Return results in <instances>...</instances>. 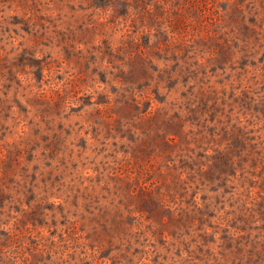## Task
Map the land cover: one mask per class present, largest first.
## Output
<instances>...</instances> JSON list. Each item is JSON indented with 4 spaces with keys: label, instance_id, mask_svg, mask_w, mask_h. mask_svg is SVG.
Masks as SVG:
<instances>
[{
    "label": "rangeland",
    "instance_id": "rangeland-1",
    "mask_svg": "<svg viewBox=\"0 0 264 264\" xmlns=\"http://www.w3.org/2000/svg\"><path fill=\"white\" fill-rule=\"evenodd\" d=\"M0 264H264V0H0Z\"/></svg>",
    "mask_w": 264,
    "mask_h": 264
}]
</instances>
